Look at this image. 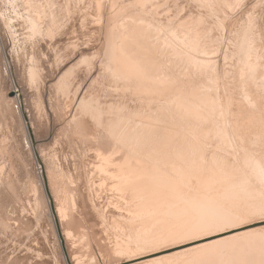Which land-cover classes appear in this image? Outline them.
Instances as JSON below:
<instances>
[{"label": "rangeland", "instance_id": "rangeland-1", "mask_svg": "<svg viewBox=\"0 0 264 264\" xmlns=\"http://www.w3.org/2000/svg\"><path fill=\"white\" fill-rule=\"evenodd\" d=\"M231 263L264 264V0H0V264Z\"/></svg>", "mask_w": 264, "mask_h": 264}, {"label": "bare ground", "instance_id": "bare-ground-1", "mask_svg": "<svg viewBox=\"0 0 264 264\" xmlns=\"http://www.w3.org/2000/svg\"><path fill=\"white\" fill-rule=\"evenodd\" d=\"M123 38H124V37H123ZM118 50H119V49H118ZM128 62H129V60H128ZM122 66H123V65H122ZM125 66H126V65H124V67H125ZM127 68H128V67H127ZM129 68H130V67H129ZM15 97H16V96H15ZM247 255H248V254H247ZM254 255H255V254H254ZM249 257H250V256H249ZM254 260H255V259H254ZM254 260H253V261H254ZM231 264H232V263H231Z\"/></svg>", "mask_w": 264, "mask_h": 264}]
</instances>
